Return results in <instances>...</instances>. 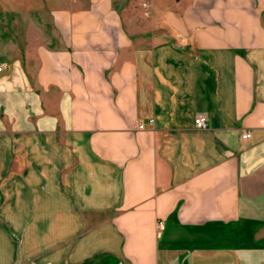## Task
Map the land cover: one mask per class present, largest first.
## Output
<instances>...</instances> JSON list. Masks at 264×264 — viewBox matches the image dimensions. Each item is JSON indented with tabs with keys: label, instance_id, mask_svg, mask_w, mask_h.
<instances>
[{
	"label": "crops",
	"instance_id": "crops-1",
	"mask_svg": "<svg viewBox=\"0 0 264 264\" xmlns=\"http://www.w3.org/2000/svg\"><path fill=\"white\" fill-rule=\"evenodd\" d=\"M1 64L0 264H264V0H0Z\"/></svg>",
	"mask_w": 264,
	"mask_h": 264
},
{
	"label": "built area",
	"instance_id": "built-area-1",
	"mask_svg": "<svg viewBox=\"0 0 264 264\" xmlns=\"http://www.w3.org/2000/svg\"><path fill=\"white\" fill-rule=\"evenodd\" d=\"M5 69V64H1L0 65V71L4 70ZM206 117L204 115H198L194 118V126L196 128H205L206 127ZM139 128H143V125L142 124H139L138 126ZM251 134L249 131H245L243 134H242V138L243 139H248L250 138Z\"/></svg>",
	"mask_w": 264,
	"mask_h": 264
},
{
	"label": "rangeland",
	"instance_id": "rangeland-1",
	"mask_svg": "<svg viewBox=\"0 0 264 264\" xmlns=\"http://www.w3.org/2000/svg\"><path fill=\"white\" fill-rule=\"evenodd\" d=\"M130 14H131V16L134 15V16H136V17H138V18L141 17V16H140V12H138V11H133V12L131 11Z\"/></svg>",
	"mask_w": 264,
	"mask_h": 264
}]
</instances>
